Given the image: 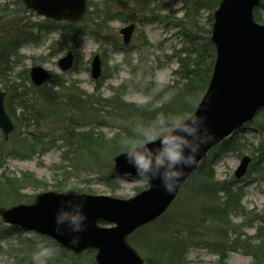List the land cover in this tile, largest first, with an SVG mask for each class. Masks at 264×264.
<instances>
[{"label":"rangeland","instance_id":"1","mask_svg":"<svg viewBox=\"0 0 264 264\" xmlns=\"http://www.w3.org/2000/svg\"><path fill=\"white\" fill-rule=\"evenodd\" d=\"M136 1L148 5V13L137 14L133 5ZM18 2L0 0V42L18 27L28 28L31 32V38L20 45L15 56H11L7 77L0 76V89L6 93L5 105L14 124V130L7 139L0 130V184L5 189L4 193L0 191V202L4 203L0 207L32 203L38 193L63 191L73 181L79 192L118 198H128L145 189L147 180L137 175H110L114 157L123 152V141L138 134L123 135L120 137L122 140H112L113 137L125 125L130 128L136 125L139 130L142 127L137 120L115 111L111 98L119 97L138 104L148 99L137 85L140 77L132 78L137 83L128 82L131 77L124 62L125 53L117 48L118 43L122 44L118 30L125 24L135 23L128 45L131 47L130 58L133 62L141 59L149 76L147 82L152 80L166 85L177 78L174 72L178 68V55L184 54L182 50L188 51L209 37L206 29L209 28L210 11L202 8L194 14L187 12L183 0H110L109 9H115V14L107 13L102 22L96 23L94 14L88 13L85 19L74 25L78 32L72 38L66 35L60 22L51 23L54 21L24 6L26 12H23ZM90 2L93 5L89 10L95 13L105 0ZM1 7L9 12L2 13ZM259 14L257 22L264 25V5L260 7ZM195 21L198 25L194 27ZM97 26L98 32L95 31ZM98 33L106 34L108 41L100 39ZM67 50L73 52V65L63 72L58 68L57 60ZM95 53L101 60V74L97 80L90 76V60ZM35 65L51 75L50 81L40 86L41 89L34 90L35 93L58 90L55 91L58 94L52 97L51 109L35 114L39 119L36 124L31 121L33 114L22 108L19 98V95L29 98L32 95L28 70ZM59 83L64 84L67 91L64 95L58 89ZM28 115L30 121H27ZM86 131L92 133L90 139L74 135ZM71 135L75 137L69 138ZM222 142L226 144L213 146L202 161L203 166L213 169L216 181L226 182L233 190L239 191L238 206L227 213V219L236 227L221 229L224 241L220 236L197 238L187 249L186 264H221L222 257L225 264H264V223L260 221L264 209V110L250 122L236 128ZM243 155L249 156L251 162L241 179H236L233 173ZM27 177L30 179L25 180ZM190 179L161 216L131 234L134 239L150 234L159 224L168 228L169 223L181 221L187 215L192 216L193 222L202 215L201 207L214 203L223 206L222 202L226 200L221 193L220 196L212 194L211 199L193 194L191 186L201 178ZM5 183L9 184L5 186ZM7 193L19 198L20 202L3 201L9 199L6 198L10 197ZM99 225L109 224L99 222ZM208 225L198 230L207 233L218 231L215 223ZM232 228L237 233H230ZM227 238L236 244L229 247L227 243L224 247ZM215 239L219 240L216 243L219 246L213 244ZM42 242L59 249L49 264H95L94 249L74 254L47 235L14 227L0 218V264H34L33 254ZM215 246L221 251L215 252ZM136 251L143 258L141 252Z\"/></svg>","mask_w":264,"mask_h":264},{"label":"water","instance_id":"2","mask_svg":"<svg viewBox=\"0 0 264 264\" xmlns=\"http://www.w3.org/2000/svg\"><path fill=\"white\" fill-rule=\"evenodd\" d=\"M86 1L21 0L27 9L44 18L70 23L82 19ZM260 2L219 0L212 13L209 40L215 47V59L207 87L193 111L206 112L214 139L198 154L196 164L185 170L174 193L165 192L162 187H157L158 181L149 180L145 189L128 198L81 192L85 196L88 226L77 246L69 244L68 235H60L54 230L53 217L62 199L59 194L63 191L41 192L32 203L1 207L2 221L47 235L74 254L95 249V264H144L142 256L127 241L128 235L163 214L207 151L264 109V25L256 22L253 16V10ZM134 29L135 24L129 23L118 30L123 44H129ZM73 58V52L67 50L57 60L59 69L63 72L69 70ZM28 74L35 86L51 77L37 65L30 67ZM100 74L101 61L96 53L90 61V76L97 80ZM4 97L5 92L0 89V130L6 139L14 124L5 109ZM250 161L247 155L240 158L233 173L235 178L240 179L246 173ZM110 175H136L135 169L126 163L123 152L114 157ZM72 195L68 193L69 198ZM99 222L109 225L101 226Z\"/></svg>","mask_w":264,"mask_h":264},{"label":"trees","instance_id":"3","mask_svg":"<svg viewBox=\"0 0 264 264\" xmlns=\"http://www.w3.org/2000/svg\"><path fill=\"white\" fill-rule=\"evenodd\" d=\"M107 1V3H106ZM185 3V7L188 11L197 13L198 10L205 8L210 11L208 16V23L209 28L206 29V34H210V26L212 23V12L217 7L219 0H183ZM21 7V11L26 12L23 5L21 4L20 0L18 2ZM105 4V5H104ZM110 0H105L102 7L98 12H90L89 7H92V3L90 0L87 1V11L83 19L87 17L88 13H93L95 17V22L100 23L102 19L105 18L107 13H114L115 9H109ZM134 8L137 14L140 13H148V5H145L142 2L136 1L134 2ZM264 5V0H261V4L258 8L254 9V18L256 21L260 20L259 9ZM1 12H9L7 9H3L1 7ZM82 19V20H83ZM153 19V18H151ZM56 23V22H51ZM78 23V22H77ZM77 23H68L63 22L60 24L64 26V30L66 31V35L69 37H76L78 31L74 29V25ZM193 23V22H192ZM59 24V23H58ZM197 22L193 26H197ZM200 27V26H199ZM201 28V27H200ZM99 27L95 28V31L98 32ZM94 32V34H96ZM31 32L28 28L25 27H18L14 30L11 34L9 33L3 38L0 42V76H6L7 73L10 71L11 68V56H15L18 52V48L20 45L26 40L31 38ZM100 39H107L106 34L98 33ZM117 48L125 53L124 62L129 67L130 70V79L128 82L137 83L132 78L140 77V82L137 85L143 90L148 99L142 103H133V102H126L119 97H112L113 107L114 110L119 112L120 114H124L129 119H135L137 122L142 123L141 130L137 129L136 125H131L133 128H130L128 125H125L119 132L116 134L112 140L120 139V137L130 136L133 132L139 134L143 129H145L150 123L155 121L161 115H174L181 112H189L194 109L195 105L200 99L201 94L205 90L211 72L213 68V62L215 58V49L212 43L209 41V37H206L200 43L194 45L192 49H183L182 52L184 53L183 56L178 55V68L175 70L174 74L177 77L176 80L170 84H157L152 80H148L149 76L146 75L145 70L141 64V59L136 60L133 62V59L130 58V46H125L121 43L117 44ZM186 51V54H185ZM185 55V56H184ZM7 77V76H6ZM137 81V80H136ZM29 88L32 89V95L26 97V95H19V98L22 101V108H24L25 112L29 114H33L31 118L32 122L36 124L38 122V118L35 114L38 112H44L46 110L51 109L52 105V97L53 95L56 96L58 94L53 89H48V91L42 93H35L34 90H39L42 87H36L32 84L29 85ZM58 89L61 92V95H64L67 91L64 90V84L59 83ZM11 90L9 89V93ZM23 98V99H22ZM6 108V105H5ZM46 109V110H45ZM8 114L9 111L6 108ZM27 121H30L29 115ZM136 124V123H135ZM136 130V131H135ZM91 132L86 131L82 133H75L74 135H79L83 139L87 136L89 139L91 137ZM74 135L69 136V138L75 137ZM122 140V139H120ZM220 146H224L226 143L221 142ZM258 149V148H257ZM259 150V149H258ZM203 161H201L194 172L191 173L189 178L197 180L201 178L200 181L194 182L191 186L193 189V194H200L202 198L211 199V195L220 196L225 199V202H222L223 206H219L216 203L213 205H209L207 207H201L200 213L202 214L194 221H191L192 216H185V219H181V221H175V223H169L168 228H165L163 225L159 224L158 228H155L151 231L150 234L143 235L138 239H134L132 235L128 236V242L134 246L144 258L145 264H186V252L189 246L195 243L197 238L204 239L205 237L209 236L211 239L214 236H220L221 240L224 241V236L221 233V229L228 227H236L232 223L231 220H228V210H232L236 208L239 204L240 200V193L236 190L232 189L226 182H218L215 180L214 171L209 166H203ZM200 176V177H199ZM188 178V179H189ZM30 177H27L25 180H29ZM190 179V180H191ZM14 181H21L13 179ZM9 183H5L7 186ZM15 185V184H14ZM9 186V185H8ZM11 186V185H10ZM4 185L0 184V191L5 192L3 188ZM199 192V193H196ZM10 197H6L9 199H5L3 201H11L10 203H18L20 202L19 198H14L11 193ZM2 202H0L1 204ZM4 204V203H2ZM221 204V203H220ZM261 223H264V209L262 210V214L260 215ZM215 223V228L218 230L216 233L208 232L207 231H199V227L209 226L210 223ZM181 226V227H179ZM233 229V228H232ZM225 232L224 230H222ZM187 232V233H184ZM232 234L237 233L236 230H231ZM203 241V240H202ZM219 240L215 239V245H218ZM231 247L233 244H236L234 240L226 239L224 242L225 244ZM212 244H210L211 246ZM219 246V245H218ZM215 246L214 251L220 252V248H216ZM212 247V246H211ZM219 251H218V250ZM226 250L229 248H225ZM223 249V250H225ZM225 250V251H226ZM224 253V252H223ZM222 256H224V254ZM255 255L253 253H250ZM221 264H225L223 262V257L221 259Z\"/></svg>","mask_w":264,"mask_h":264},{"label":"clouds","instance_id":"4","mask_svg":"<svg viewBox=\"0 0 264 264\" xmlns=\"http://www.w3.org/2000/svg\"><path fill=\"white\" fill-rule=\"evenodd\" d=\"M213 139L206 112L161 115L138 136L123 141V156L137 176L158 181L157 187L172 194L181 183L185 170L196 164L198 154ZM68 193H72V197L69 198ZM59 195L62 199L53 217L54 230L60 235H68L69 244L77 246L88 226L85 196L77 190L75 181ZM58 251L46 242L40 243L32 257L34 264H49Z\"/></svg>","mask_w":264,"mask_h":264}]
</instances>
